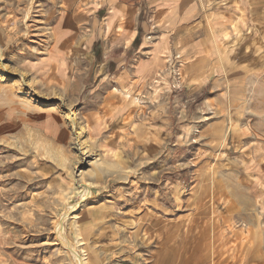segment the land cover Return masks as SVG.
<instances>
[{
    "label": "rangeland",
    "instance_id": "rangeland-1",
    "mask_svg": "<svg viewBox=\"0 0 264 264\" xmlns=\"http://www.w3.org/2000/svg\"><path fill=\"white\" fill-rule=\"evenodd\" d=\"M116 1L0 0V264H264V0L152 71Z\"/></svg>",
    "mask_w": 264,
    "mask_h": 264
},
{
    "label": "crops",
    "instance_id": "crops-1",
    "mask_svg": "<svg viewBox=\"0 0 264 264\" xmlns=\"http://www.w3.org/2000/svg\"><path fill=\"white\" fill-rule=\"evenodd\" d=\"M210 0H161L159 6L163 2H171L170 7L163 6L164 8H158L157 1L152 2L148 0L150 7L154 8L156 13L154 16V22L152 26V32L150 26H147L149 35L153 34L155 37V45L146 44L143 47V51L147 52L151 56L149 62L150 70H156L157 67L163 61L168 59L169 55L182 52L185 57L190 59H203L212 55L210 53L213 43L216 42L215 38L208 37L206 31V19L211 17L212 21L209 25L210 29H214L216 37L219 28H217V20L213 19L214 14L207 10V6ZM132 2V3H130ZM134 0H117L114 3V7L117 10L124 12L126 9L138 5H135ZM125 7V8H124ZM125 9V10H124ZM159 13H162L159 17ZM202 23V27H198V23ZM138 32H133V35H128L129 44L131 46L137 38ZM201 34V35H200ZM210 39V40H209ZM219 41V40H218ZM149 59V58H148ZM196 61V60H195ZM202 62V61H200ZM206 62V61H205ZM211 63V62H210Z\"/></svg>",
    "mask_w": 264,
    "mask_h": 264
},
{
    "label": "bare ground",
    "instance_id": "bare-ground-1",
    "mask_svg": "<svg viewBox=\"0 0 264 264\" xmlns=\"http://www.w3.org/2000/svg\"><path fill=\"white\" fill-rule=\"evenodd\" d=\"M119 27L121 28V26H119ZM152 44H154V42H152ZM213 46H214V45H213ZM215 46H216V45H215ZM216 47H217V46H216ZM216 47H215V48H216ZM219 49H220V47H219ZM127 95H128L127 93L124 94V96H127ZM136 101H139L138 98H136ZM72 207H73V205H72ZM72 207H71V208H72ZM77 207H78V206H77ZM69 208H70V207H69ZM74 208H75V207H74ZM68 211H69V209H68ZM76 211H77V210H76ZM71 212H72V211H71ZM68 215H69V214H68ZM68 215H66V216H68ZM62 217H63V216H62ZM64 218H65V217H64ZM64 218H63V219H64ZM61 220H62V219H61ZM60 224H61V225H60ZM60 224H59V225H60V232H59V234L63 233V232H64V228H65V227H64V224L62 223V221H61ZM57 226H58V225H57ZM58 228H59V227H58ZM64 234H65V233H64ZM173 235H174V234H173ZM180 236H181V235H180ZM209 236H210V235H209ZM61 238H62V237H61ZM173 239H174V237H173ZM62 241H63V239H62ZM63 242H65V241H63ZM170 242H171V241H170ZM176 242H177V241H176ZM63 244H64V243H63ZM165 244H166V243H165ZM66 246H67V245H66ZM71 246H72V245H71ZM177 247H178V245H177ZM68 248H69V247H68ZM181 248H182V247H181ZM181 248H180V249H181ZM177 250H178V249H177ZM185 250H186V249H185ZM74 251H75V250H74ZM164 251H165V250H164ZM178 251H179V250H178ZM166 252H167V251H166ZM175 255H176V254H175ZM75 256H76V255H75Z\"/></svg>",
    "mask_w": 264,
    "mask_h": 264
}]
</instances>
